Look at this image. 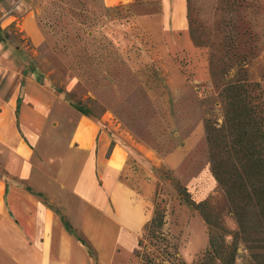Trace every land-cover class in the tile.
Listing matches in <instances>:
<instances>
[{"label":"rangeland","instance_id":"obj_1","mask_svg":"<svg viewBox=\"0 0 264 264\" xmlns=\"http://www.w3.org/2000/svg\"><path fill=\"white\" fill-rule=\"evenodd\" d=\"M118 2L0 0V79L10 70L32 71L62 93L73 108L95 121L107 114L160 158L193 135L195 145L178 168L159 164L147 169L148 181L154 183L155 208L165 211L164 241L143 234L131 262L140 264L136 254L154 251L168 264H201L208 230L218 243L226 235L227 244L232 245L237 229L216 181L207 192V178L213 176L204 123H222L218 94L229 80L259 84L255 95L264 101V0H187L188 25L201 46L193 44V52L178 54L175 63L167 51L147 48L157 43V24L134 17L147 0ZM28 12L36 14L52 49L46 59L36 57L16 26ZM113 12L121 18L117 26L109 22ZM210 60L216 68L211 69ZM211 70L216 73L215 83L207 81ZM179 76L183 81L169 88L168 78ZM177 183L187 191L189 204L178 195ZM205 200L211 207L206 210L209 229L193 209ZM246 246L241 241L233 244V264L252 263ZM88 253L97 264L94 251Z\"/></svg>","mask_w":264,"mask_h":264},{"label":"crops","instance_id":"obj_2","mask_svg":"<svg viewBox=\"0 0 264 264\" xmlns=\"http://www.w3.org/2000/svg\"><path fill=\"white\" fill-rule=\"evenodd\" d=\"M115 14L112 26L121 19ZM134 15L157 24L158 46L153 41L148 49L167 51L174 63L193 52L187 0H147ZM36 18L28 12L16 26L36 57L46 59L52 49ZM181 81L168 78V87ZM194 145L192 135L160 158L107 114L95 121L32 71L10 70L0 79V264H93L64 222L97 264H134L155 211L148 167L176 169ZM207 181L209 192L216 185Z\"/></svg>","mask_w":264,"mask_h":264},{"label":"trees","instance_id":"obj_3","mask_svg":"<svg viewBox=\"0 0 264 264\" xmlns=\"http://www.w3.org/2000/svg\"><path fill=\"white\" fill-rule=\"evenodd\" d=\"M188 21V20H187ZM190 24V23H189ZM192 44L201 46L195 38V32L189 28ZM211 69L213 62L210 60ZM216 68V67H215ZM207 81L216 82V73L211 70ZM259 84H245L230 80L219 88L218 98L222 107L223 121L219 125L205 121L204 134L208 150L210 172L224 195L229 212L233 215L237 229L231 240L243 242L252 259L251 264H264V101L256 91ZM249 91V92H248ZM178 195L189 204V195L181 184L177 183ZM208 229L211 226L206 210L211 211L209 203L194 205ZM66 228L76 239L90 250L83 239L64 222ZM165 225L164 209L155 208L152 220L144 227L142 235L148 233L153 239H162ZM211 230V229H210ZM208 230V248L201 264H233L235 260V243L228 245L225 236L220 243ZM176 255V253L174 254ZM139 257L140 264H168L157 255L148 251ZM170 254L167 255L169 257ZM172 256V254H171ZM175 257V256H174ZM181 264H184L181 262Z\"/></svg>","mask_w":264,"mask_h":264}]
</instances>
